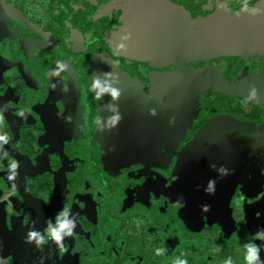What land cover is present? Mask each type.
Segmentation results:
<instances>
[{
  "label": "flooded vegetation",
  "instance_id": "1",
  "mask_svg": "<svg viewBox=\"0 0 264 264\" xmlns=\"http://www.w3.org/2000/svg\"><path fill=\"white\" fill-rule=\"evenodd\" d=\"M157 1L0 0V264H247L249 243L264 264V56L132 58L114 30ZM167 1L191 18L264 4Z\"/></svg>",
  "mask_w": 264,
  "mask_h": 264
},
{
  "label": "water",
  "instance_id": "2",
  "mask_svg": "<svg viewBox=\"0 0 264 264\" xmlns=\"http://www.w3.org/2000/svg\"><path fill=\"white\" fill-rule=\"evenodd\" d=\"M208 17L191 18L184 8L159 0L154 9L128 13L114 36L119 44L122 36H129L124 49L132 58L171 65L224 56H264V4ZM227 125L231 128L233 123ZM202 143L197 135L187 154L200 150Z\"/></svg>",
  "mask_w": 264,
  "mask_h": 264
},
{
  "label": "clouds",
  "instance_id": "3",
  "mask_svg": "<svg viewBox=\"0 0 264 264\" xmlns=\"http://www.w3.org/2000/svg\"><path fill=\"white\" fill-rule=\"evenodd\" d=\"M248 0H245V3H247ZM121 41L122 43H120L118 45V48L119 49H122L125 47V43L128 39H129V36L125 35V36H122L121 38ZM94 88H100V83L99 81H94L93 82V85H92ZM110 96L115 99V98H118L119 95H120V92L119 90L113 88L110 90L109 92ZM153 115L155 114L154 112L152 113ZM19 116H23V112H20L18 113ZM120 119L119 116H116L114 117V123L115 124L116 122H118ZM4 123V117L2 114H0V124H3ZM7 137L5 135H0V145L4 144V143H7ZM18 168V162L16 161H12L9 165V170L11 172V174L8 176V179L11 181V180H14L15 179V176H16V169ZM209 191H211V186L209 188ZM69 214V208L66 206L63 208V210L58 214V221H57V227L56 228H51L50 225L48 226V229H47V234H48V238L51 239L58 247H63V240H64V237L65 236H72L73 235V229L75 228V223L74 222H66L64 221V217H67ZM258 238L260 239H264V232L262 233H258ZM35 242L36 246H42L46 243V239H45V236L42 235L40 232L38 231H30L28 234H27V242ZM245 248L247 250V254H246V261H247V264H260V261H259V247L252 244V243H249L247 245H245ZM157 255H161L162 254V249H157V252H156ZM174 264H188L187 260L185 259H179L177 258L175 261H174ZM224 264H232V260L231 258H229L228 260H226L224 262Z\"/></svg>",
  "mask_w": 264,
  "mask_h": 264
},
{
  "label": "rangeland",
  "instance_id": "4",
  "mask_svg": "<svg viewBox=\"0 0 264 264\" xmlns=\"http://www.w3.org/2000/svg\"><path fill=\"white\" fill-rule=\"evenodd\" d=\"M206 17H208V16H206ZM206 17H203V18H206ZM209 18V17H208Z\"/></svg>",
  "mask_w": 264,
  "mask_h": 264
}]
</instances>
